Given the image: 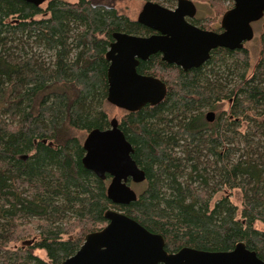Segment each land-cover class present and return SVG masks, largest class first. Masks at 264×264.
<instances>
[{
    "label": "trees",
    "instance_id": "16d2710c",
    "mask_svg": "<svg viewBox=\"0 0 264 264\" xmlns=\"http://www.w3.org/2000/svg\"><path fill=\"white\" fill-rule=\"evenodd\" d=\"M261 22L253 66L245 48L214 50L186 72L159 54L139 63L137 72L160 79L166 95L118 120L145 173L136 200L121 206L107 199L109 177L83 167L79 134L109 128L103 106L112 35L146 36L147 29L112 0H49L45 8L0 0V264H61L106 225L108 210L161 235L169 254L226 252L242 242L264 262V230L256 227L264 225V16ZM226 101L228 109H219ZM205 111L215 113L212 123ZM221 189L240 191V217L229 196L210 206Z\"/></svg>",
    "mask_w": 264,
    "mask_h": 264
},
{
    "label": "water",
    "instance_id": "95a60500",
    "mask_svg": "<svg viewBox=\"0 0 264 264\" xmlns=\"http://www.w3.org/2000/svg\"><path fill=\"white\" fill-rule=\"evenodd\" d=\"M22 1L40 7L49 0ZM230 1L233 6L222 15L221 32L202 30L187 22V18L196 15V7L190 0H177L174 9L145 2L136 22L155 34L112 35L113 41L105 54L109 63L106 102L128 113L161 103L166 95L165 84L157 77L137 72L139 63L153 55L159 54L164 63L186 72L205 64L214 50L243 49L254 38L252 24L264 16V0ZM205 119L212 123L215 113L208 111ZM82 148L83 167L100 180L110 178L107 199L121 206L134 202L137 194L127 182L140 184L145 173L132 159V146L119 129L118 121L112 119L108 129L90 132ZM104 218L106 225L87 234L75 254L61 264H264L242 242L226 252L184 247L169 254L161 235L150 233L123 213L108 210Z\"/></svg>",
    "mask_w": 264,
    "mask_h": 264
},
{
    "label": "rangeland",
    "instance_id": "374dc122",
    "mask_svg": "<svg viewBox=\"0 0 264 264\" xmlns=\"http://www.w3.org/2000/svg\"><path fill=\"white\" fill-rule=\"evenodd\" d=\"M68 3H76L78 0H61ZM176 1L177 0H171L169 4H165L164 0H151V2L158 3L162 5L165 8L173 9L176 7ZM196 9V17L198 19L199 24H206L205 27H208L210 30H214L219 26V21L221 18V15L232 6V1L230 0H191ZM113 5L115 6L116 10L128 17L130 20L135 21L142 9V6L145 2L137 1V0H112ZM46 3H44L41 7L45 8ZM253 31H254V38L252 42H249L244 45V48L249 51L251 60L250 64L253 66L255 65L257 61V53L255 49L258 47L257 40L260 35V32L263 27V22L257 23L252 25ZM16 45V44H15ZM33 50L35 51L37 56H41L44 58L47 62H50V53L46 52L43 48H37L33 46ZM228 101H226L224 104H221L218 108L221 110H227L228 109ZM104 111L106 112L109 120L116 119L119 120L123 115L124 112L120 109H117L109 104H105L103 106ZM206 113L208 111H205ZM242 131H245V125L241 128ZM81 136V139H85V136L83 133L79 134ZM82 140V142H83ZM264 141V140H263ZM238 147L240 149H243V144H239ZM237 154H233V159L236 158ZM135 192L139 193L141 186H132L131 187ZM224 196H229L231 203L237 207L238 214L237 217H240V211L242 208V199H241V193L239 190H228V189H221L217 194H215L211 200L210 206L213 207L214 203L220 200ZM256 227L259 230H264V225L257 224ZM11 247V245H9ZM35 255L38 256L41 259H45V254L43 251H36Z\"/></svg>",
    "mask_w": 264,
    "mask_h": 264
},
{
    "label": "flooded vegetation",
    "instance_id": "af4514ba",
    "mask_svg": "<svg viewBox=\"0 0 264 264\" xmlns=\"http://www.w3.org/2000/svg\"><path fill=\"white\" fill-rule=\"evenodd\" d=\"M191 1V0H190ZM193 3V2H192ZM176 4H177V1H176ZM194 4V3H193ZM232 6H233V3H232ZM232 6L229 8V9H227L226 11H228V10H230L231 8H232ZM174 9V8H173ZM225 11V12H226ZM224 12V13H225ZM196 13H197V9H196ZM223 13V14H224ZM222 14V15H223ZM222 15H221V18H222ZM221 18H220V21H221ZM263 18V17H262ZM262 20V19H261ZM261 20H259L258 22H256V23H253L252 25H254V24H257V23H260L261 22ZM220 21H219V26L217 27V28H215L214 30H210V29H208L207 31H213V32H221V30H220ZM135 22H136V20H135ZM187 22H189L190 24H192L193 26H196V27H198V28H200L201 29V25H203V24H199L198 23V19H197V17H196V15H195V17L193 18V19H188L187 18ZM143 27V26H142ZM145 28V27H144ZM253 28V27H252ZM145 29H147V28H145ZM203 30V29H202ZM147 31H148V35H146V36H142V37H148V36H151L152 34H155L153 31H151V30H149V29H147ZM253 40V39H252ZM251 40V41H252ZM250 41V42H251ZM249 43V42H248ZM245 44H247V43H245ZM244 44V45H245ZM243 49H244V47H243ZM242 50V49H241ZM160 56V55H159ZM160 59H161V56H160ZM204 65V64H203ZM202 65V66H203ZM201 66V67H202ZM182 70V69H181ZM152 76V75H151ZM107 103V102H106ZM108 104V103H107ZM112 106V105H111ZM114 107V106H113ZM121 110V109H120ZM123 111V110H122ZM123 112H125V111H123ZM112 120V119H111ZM118 121V120H117ZM108 129V128H107ZM104 130H106V129H104ZM89 134V133H88ZM87 134V135H88ZM86 135V136H87ZM86 136H85V138H86ZM84 141V140H83ZM83 143V142H82ZM107 178V177H106ZM109 182H110V178L108 179V184H109ZM144 182H145V180H144ZM144 182H142V183H140V184H134V183H132L130 180H128V184H129V186H130V188L132 187V186H141ZM108 186V185H107ZM132 189V188H131ZM133 190V189H132ZM136 194H137V196H138V194L139 193H137V192H135Z\"/></svg>",
    "mask_w": 264,
    "mask_h": 264
}]
</instances>
